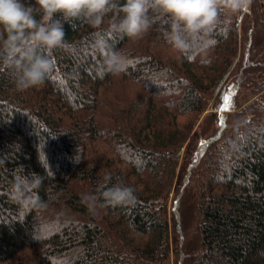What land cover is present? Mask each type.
Masks as SVG:
<instances>
[{
    "label": "trees",
    "instance_id": "trees-1",
    "mask_svg": "<svg viewBox=\"0 0 264 264\" xmlns=\"http://www.w3.org/2000/svg\"><path fill=\"white\" fill-rule=\"evenodd\" d=\"M111 15L101 29L64 24L42 85L18 91L0 72V264H168L171 237L177 264H264V0L205 52L174 49L159 21L108 38L127 63L100 79L92 44ZM21 167L44 177L45 209L11 198ZM117 183L134 204L82 203Z\"/></svg>",
    "mask_w": 264,
    "mask_h": 264
},
{
    "label": "clouds",
    "instance_id": "clouds-1",
    "mask_svg": "<svg viewBox=\"0 0 264 264\" xmlns=\"http://www.w3.org/2000/svg\"><path fill=\"white\" fill-rule=\"evenodd\" d=\"M251 4L252 0H35L33 7L21 0H0V72L11 75L18 91L42 85L55 68L53 53L68 47L64 24L83 20L101 29L109 14L107 28L95 33L92 44L101 57L96 67L100 79L120 74L127 63L108 38H140L158 21L166 25L164 39L177 51L205 52L215 44L217 29L247 13ZM40 162L52 177L46 157ZM43 180L35 173L27 178L21 167L13 175L11 198L26 209H45L37 191ZM135 201L134 189L121 183L101 185L96 194L82 198L89 211L97 204L116 208Z\"/></svg>",
    "mask_w": 264,
    "mask_h": 264
},
{
    "label": "rangeland",
    "instance_id": "rangeland-1",
    "mask_svg": "<svg viewBox=\"0 0 264 264\" xmlns=\"http://www.w3.org/2000/svg\"><path fill=\"white\" fill-rule=\"evenodd\" d=\"M205 114H206V112H204L201 116H199L198 121L196 122L195 128H194V132L195 133H198L199 127H200V122L203 119V117H204ZM187 148H188V143H186L183 146V148H182V153L180 155L179 165H178V168H177V178H176L175 184L178 182L179 173H180V170L182 168L183 161H184V154H185V151H186ZM173 192H171L170 197L168 199L169 221L171 219V212H172ZM169 252H170V254H169L170 255V258H169L168 264H177V262L175 261V259L173 257V253H172L173 252V239H172V237L170 238V249H169Z\"/></svg>",
    "mask_w": 264,
    "mask_h": 264
}]
</instances>
